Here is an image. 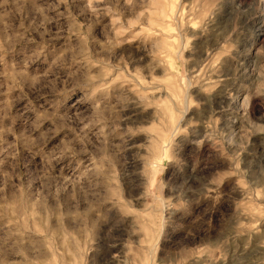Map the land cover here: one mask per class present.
I'll use <instances>...</instances> for the list:
<instances>
[{"label": "rangeland", "instance_id": "obj_1", "mask_svg": "<svg viewBox=\"0 0 264 264\" xmlns=\"http://www.w3.org/2000/svg\"><path fill=\"white\" fill-rule=\"evenodd\" d=\"M0 264H264V0H0Z\"/></svg>", "mask_w": 264, "mask_h": 264}, {"label": "bare ground", "instance_id": "obj_2", "mask_svg": "<svg viewBox=\"0 0 264 264\" xmlns=\"http://www.w3.org/2000/svg\"><path fill=\"white\" fill-rule=\"evenodd\" d=\"M249 228V227H248ZM262 248V247H261Z\"/></svg>", "mask_w": 264, "mask_h": 264}]
</instances>
